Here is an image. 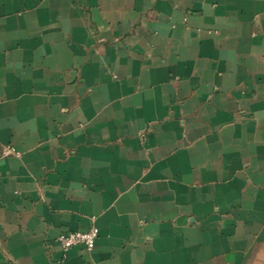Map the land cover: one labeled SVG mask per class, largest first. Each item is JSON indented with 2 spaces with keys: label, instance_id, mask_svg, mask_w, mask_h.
Listing matches in <instances>:
<instances>
[{
  "label": "crops",
  "instance_id": "1",
  "mask_svg": "<svg viewBox=\"0 0 264 264\" xmlns=\"http://www.w3.org/2000/svg\"><path fill=\"white\" fill-rule=\"evenodd\" d=\"M6 147L0 264H264V0H0Z\"/></svg>",
  "mask_w": 264,
  "mask_h": 264
},
{
  "label": "built area",
  "instance_id": "2",
  "mask_svg": "<svg viewBox=\"0 0 264 264\" xmlns=\"http://www.w3.org/2000/svg\"><path fill=\"white\" fill-rule=\"evenodd\" d=\"M9 156H20L19 152L13 147H6L1 158ZM3 183V179L0 176V185ZM99 229L93 224L87 232H67L61 233L56 239L55 243L66 253L74 247L83 246L85 250L92 251L99 237Z\"/></svg>",
  "mask_w": 264,
  "mask_h": 264
}]
</instances>
